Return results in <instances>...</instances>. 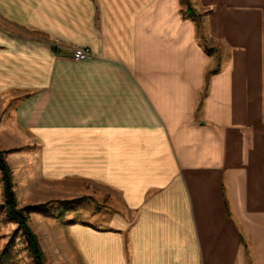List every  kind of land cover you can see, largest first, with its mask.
Segmentation results:
<instances>
[{"label":"crops","instance_id":"0c3cea01","mask_svg":"<svg viewBox=\"0 0 264 264\" xmlns=\"http://www.w3.org/2000/svg\"><path fill=\"white\" fill-rule=\"evenodd\" d=\"M189 1L0 0V119L122 205L42 225L46 264H264V0Z\"/></svg>","mask_w":264,"mask_h":264},{"label":"rangeland","instance_id":"374dc122","mask_svg":"<svg viewBox=\"0 0 264 264\" xmlns=\"http://www.w3.org/2000/svg\"><path fill=\"white\" fill-rule=\"evenodd\" d=\"M180 1L184 8V15L188 16L184 1H187L196 15L199 14L197 20L201 19V14L205 17L208 13L207 10L202 11L201 14L198 13L189 0ZM76 47L70 49L73 58L72 50ZM8 124L7 121L0 119V150L4 152L10 170L16 206L21 208L26 205L48 202L46 209H38L28 214V226L37 236L38 242V236L44 238L43 234H45V231L42 232V229L45 228L42 225H46L48 222L51 226L54 223L64 221L67 224L83 223L96 228H103L107 225V218L113 211H121V202L108 194L109 192H106L105 188L100 185H67L60 183L57 179L43 178L38 168L37 152L30 147L33 144L23 136L21 139L23 141H21L18 133L9 128ZM28 153L31 155L30 158H27ZM1 177L0 172V204L5 201ZM68 187L77 188L78 191L86 190L87 192L82 197H73L79 199L73 204L58 203L59 200H68L63 199L66 196V191L72 189H68ZM43 218L48 219L46 223H43ZM36 230H38V235ZM9 239H12V245L8 248L9 253L5 264H33L26 239L17 223L9 218L4 208L0 207V252Z\"/></svg>","mask_w":264,"mask_h":264},{"label":"trees","instance_id":"16d2710c","mask_svg":"<svg viewBox=\"0 0 264 264\" xmlns=\"http://www.w3.org/2000/svg\"><path fill=\"white\" fill-rule=\"evenodd\" d=\"M184 3L186 4V13L188 14V16L194 17L195 19L198 18L199 14L197 15L195 14L193 8L190 5H188L187 1H184ZM205 50L207 52H210L212 49L205 47ZM216 67H219L218 63L216 64ZM0 172L2 175L1 179L3 183V190L5 196V201L4 203L0 204V207L4 208L9 218L17 223L18 228L20 229L22 235L26 239L28 250L32 256L33 264H46L44 262V255L37 240V236L28 226L27 218H28V214L32 211H36L38 209H46L48 207V202L26 205L21 208H18L16 206V198L12 188L13 184L11 180L10 170L5 160L4 152L1 150H0ZM78 200L79 199L77 198L68 199V200H59L58 203L68 205V204H73ZM11 242L12 239H9V241H7L4 248L0 252V264H5V260L8 258V253H9L8 248L12 245Z\"/></svg>","mask_w":264,"mask_h":264},{"label":"built area","instance_id":"2783aa9c","mask_svg":"<svg viewBox=\"0 0 264 264\" xmlns=\"http://www.w3.org/2000/svg\"><path fill=\"white\" fill-rule=\"evenodd\" d=\"M56 49H59L60 45L58 43L54 44ZM73 56L76 59H82L91 55L89 48L76 47L72 50Z\"/></svg>","mask_w":264,"mask_h":264},{"label":"bare ground","instance_id":"6f19581e","mask_svg":"<svg viewBox=\"0 0 264 264\" xmlns=\"http://www.w3.org/2000/svg\"><path fill=\"white\" fill-rule=\"evenodd\" d=\"M85 58V57H84Z\"/></svg>","mask_w":264,"mask_h":264}]
</instances>
